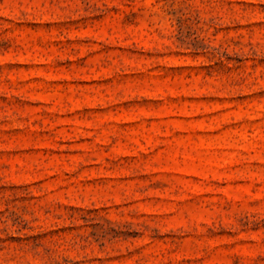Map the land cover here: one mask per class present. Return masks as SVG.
Segmentation results:
<instances>
[{
	"label": "rangeland",
	"instance_id": "1",
	"mask_svg": "<svg viewBox=\"0 0 264 264\" xmlns=\"http://www.w3.org/2000/svg\"><path fill=\"white\" fill-rule=\"evenodd\" d=\"M0 264H264V0H0Z\"/></svg>",
	"mask_w": 264,
	"mask_h": 264
}]
</instances>
